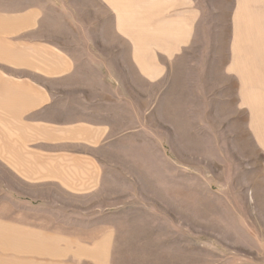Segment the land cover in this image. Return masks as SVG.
Returning a JSON list of instances; mask_svg holds the SVG:
<instances>
[{"label":"crops","instance_id":"1","mask_svg":"<svg viewBox=\"0 0 264 264\" xmlns=\"http://www.w3.org/2000/svg\"><path fill=\"white\" fill-rule=\"evenodd\" d=\"M175 71L179 223L186 226L180 255L218 256L220 235L188 232L205 223L204 183L227 178L223 191L264 209V0H7L0 7L7 191L0 264H114L150 255L156 197L142 188L170 186L172 174L145 168L155 162L150 152L144 168L135 156L144 124L172 111ZM139 224L145 229L136 237Z\"/></svg>","mask_w":264,"mask_h":264},{"label":"rangeland","instance_id":"2","mask_svg":"<svg viewBox=\"0 0 264 264\" xmlns=\"http://www.w3.org/2000/svg\"><path fill=\"white\" fill-rule=\"evenodd\" d=\"M0 7H7V0H0ZM175 75L176 82L174 86L176 89H173V95L169 97L168 102L172 111L170 113L156 112L155 119H150L149 123L146 122L144 124L145 129H141L139 134V155L135 156L142 160L140 168H144L148 160L146 154L150 152L155 162H150L145 168L170 170L172 174L171 177H168L170 186H156L155 191H149L146 187L142 188V192L146 195L156 197L154 204L156 206L155 216L151 213L150 217H155L157 224L155 225V230L152 231L150 229V232L146 234L150 236V241L153 235L155 240L149 244V256L117 258L114 264H201L197 260L204 261V264H264V209L255 207L253 203H251V209L244 207L243 194L223 191L222 189L227 178L220 176L215 178L213 183L210 180H208V183L205 182L202 189L204 190L203 214L205 223L198 227L188 225L189 233L197 231L204 234L205 238H208L207 236L210 234L220 235V238L223 239L219 242V255L202 258L194 257L192 259L180 255V233L186 226L179 223V208L182 193L178 185V175L181 168L178 71H175ZM161 104H164V102L162 101ZM147 136L150 139L153 138L154 142L144 140ZM189 138L188 129L185 142L186 140L189 142ZM191 147L189 143L184 145V154L185 156L187 154L186 164H188V168L195 166V160L191 158ZM152 156L150 155L151 159ZM213 163L215 164V169L218 171L220 162L215 161ZM2 180L3 178H0V203L7 201V191L6 187L3 186ZM190 188L189 184V209L195 200V193L190 192ZM224 204L232 205V209L224 208ZM128 227L125 225V228ZM132 228L135 229V236L138 237L140 231L145 229V226L139 224ZM228 239L232 240L228 241ZM234 239L237 240L236 242H240L238 243L240 245H238L239 250L237 252L231 249L233 246L230 243H233ZM134 246L135 241L132 242L131 247ZM134 252L141 251L134 250Z\"/></svg>","mask_w":264,"mask_h":264}]
</instances>
